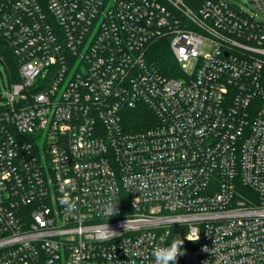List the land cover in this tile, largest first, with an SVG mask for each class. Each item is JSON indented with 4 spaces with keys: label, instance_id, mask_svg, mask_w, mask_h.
Masks as SVG:
<instances>
[{
    "label": "built area",
    "instance_id": "built-area-1",
    "mask_svg": "<svg viewBox=\"0 0 264 264\" xmlns=\"http://www.w3.org/2000/svg\"><path fill=\"white\" fill-rule=\"evenodd\" d=\"M249 1L0 0L18 78L3 66L0 264H153L176 236L177 264H264V0ZM164 39L178 70L155 63Z\"/></svg>",
    "mask_w": 264,
    "mask_h": 264
},
{
    "label": "trees",
    "instance_id": "trees-1",
    "mask_svg": "<svg viewBox=\"0 0 264 264\" xmlns=\"http://www.w3.org/2000/svg\"><path fill=\"white\" fill-rule=\"evenodd\" d=\"M187 3H190L191 0H185ZM169 41L167 39L158 42L157 44L153 45L151 48L152 54L155 56V63L162 69L170 68L172 70H178L177 64L170 53L169 50ZM11 66L12 75L16 81L17 72L15 66V58L13 56L12 48L9 44L0 36V66L6 67ZM131 120L134 122L135 125L139 126L141 123H147L149 119L154 118L151 112L147 109L146 111H131L129 112ZM142 126V125H141Z\"/></svg>",
    "mask_w": 264,
    "mask_h": 264
},
{
    "label": "clouds",
    "instance_id": "clouds-1",
    "mask_svg": "<svg viewBox=\"0 0 264 264\" xmlns=\"http://www.w3.org/2000/svg\"><path fill=\"white\" fill-rule=\"evenodd\" d=\"M106 214L108 216L115 214L114 204L107 206ZM193 236L195 237L196 234L193 233ZM186 239L193 242V239L188 236H186ZM183 244L184 240L176 236L170 244L164 246L157 245L151 253L154 258L153 264H177L178 257L184 255Z\"/></svg>",
    "mask_w": 264,
    "mask_h": 264
},
{
    "label": "rangeland",
    "instance_id": "rangeland-1",
    "mask_svg": "<svg viewBox=\"0 0 264 264\" xmlns=\"http://www.w3.org/2000/svg\"><path fill=\"white\" fill-rule=\"evenodd\" d=\"M237 4H239V6L248 14L253 15L255 11V8L253 7V5L251 4V2L249 0H234ZM208 47L209 45L206 44L205 45V51H208ZM0 72L2 75H5L4 72V67L0 66ZM3 87V86H2Z\"/></svg>",
    "mask_w": 264,
    "mask_h": 264
}]
</instances>
